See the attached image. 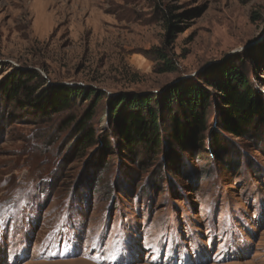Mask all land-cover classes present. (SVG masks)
Wrapping results in <instances>:
<instances>
[{
	"label": "rangeland",
	"instance_id": "rangeland-1",
	"mask_svg": "<svg viewBox=\"0 0 264 264\" xmlns=\"http://www.w3.org/2000/svg\"><path fill=\"white\" fill-rule=\"evenodd\" d=\"M235 61L264 100V0H0V264H264V122L219 126L212 73ZM17 70L45 81L35 103L4 91ZM179 82L210 97L182 144ZM59 86L81 93L44 111ZM144 96L157 150L115 124Z\"/></svg>",
	"mask_w": 264,
	"mask_h": 264
},
{
	"label": "trees",
	"instance_id": "trees-1",
	"mask_svg": "<svg viewBox=\"0 0 264 264\" xmlns=\"http://www.w3.org/2000/svg\"><path fill=\"white\" fill-rule=\"evenodd\" d=\"M179 17L170 16L167 18L169 30L175 29L172 19ZM237 64L239 61H235L234 64L230 62L225 66L221 65L213 70L212 75L215 77L213 81H218L216 89L220 94L218 97L220 100L219 126L227 133L242 136L246 128L255 124L257 120L264 122V100L256 94L250 86L246 74L240 70ZM35 82L39 83L35 85ZM44 84L45 81L36 71L21 74L17 70L8 76L7 82L4 84V91L11 100L22 93L26 100L32 99L29 102L35 103L36 99H33V96ZM80 93L81 91L59 86L51 88L48 92H42L38 100L40 103L44 101V111L52 110L55 113H60L70 107L74 96ZM151 97L144 96L131 99L127 103L128 114L119 116L116 121L114 120L118 136L129 148L146 144L149 148L157 150L160 145L161 119L158 117V110L150 107V103L153 101ZM124 99L119 98L110 103L112 113L121 106ZM209 99L208 94L197 85H186L184 82H179L171 88H167L164 93V100L169 105L177 100L183 112L184 121L176 120L173 124L175 142L182 144L185 136H193L194 140L197 139L195 133L196 131L201 133L204 128L205 109L210 106ZM91 114L89 112L83 122L79 124V131L84 132V143H90L94 136L91 131L85 130L88 120L91 119Z\"/></svg>",
	"mask_w": 264,
	"mask_h": 264
}]
</instances>
